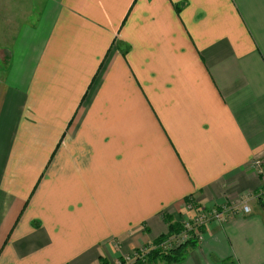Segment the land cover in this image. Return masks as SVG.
Returning <instances> with one entry per match:
<instances>
[{
	"label": "crops",
	"instance_id": "crops-1",
	"mask_svg": "<svg viewBox=\"0 0 264 264\" xmlns=\"http://www.w3.org/2000/svg\"><path fill=\"white\" fill-rule=\"evenodd\" d=\"M4 1L0 264H111L191 205L176 264H264V0Z\"/></svg>",
	"mask_w": 264,
	"mask_h": 264
},
{
	"label": "rangeland",
	"instance_id": "rangeland-1",
	"mask_svg": "<svg viewBox=\"0 0 264 264\" xmlns=\"http://www.w3.org/2000/svg\"><path fill=\"white\" fill-rule=\"evenodd\" d=\"M20 1H22V0H20ZM27 2L29 4V8H30L29 13L30 14L29 13L28 14L27 13L26 14H18V17H17L18 18V28L17 29L21 28V31H22V29L24 28L23 26H26L27 24H31V25L36 27L35 29L43 32L45 23H44V18L42 16V13H40V12L42 11V8L44 6H46L47 1H45L43 4H42V0H27ZM4 3H10V2H9V0H5ZM48 7H49V4L46 8V11L49 9ZM14 16H16V15H14ZM13 20H15L13 18V15H12V17L8 16L6 18V20H4V25H6L7 28H9V25L11 22H13ZM21 20H23V21L20 22ZM6 30H8V29H6ZM13 32L15 33V30ZM7 33H8V31H7ZM17 35H15V36H17ZM0 49H1V47H0ZM4 54H7V52H5ZM2 56H3V52L0 51V59L2 58ZM196 209L198 210V212L197 213L195 212V216L199 215V212H205L206 211L205 209L200 208V207L195 205L194 210L196 211ZM164 220L166 221V224L168 227L167 221H170V218L167 217ZM200 221H198V220L195 221L194 219L191 218L190 220L180 222L181 223L180 225H182V232L179 235V238L174 236L172 239H168L167 241L166 240L165 241L167 242V244L172 243L173 247L177 246V244H176L177 242H180V243L191 242L195 245H198L201 241V233L200 232L199 233L198 232L193 233L194 228L190 229L189 227L191 225H197V227H195V228H199L198 226H201L199 224ZM203 229L204 228L201 226V231ZM154 241H155V239L152 242L148 243L147 245L140 247L139 250L134 251L131 255L126 256L124 258H120V260L122 259L123 261H125V263H128V264L133 263L135 261H140L141 264H156L158 262H162L161 260H157L158 262L155 261L156 263H153V260H149L148 258H146V255L152 249L168 250V249L164 248V245L166 244L165 241L162 242V243H164L162 246H161V244H159L158 246H154ZM111 264H121V263H120L119 259H117Z\"/></svg>",
	"mask_w": 264,
	"mask_h": 264
},
{
	"label": "trees",
	"instance_id": "trees-1",
	"mask_svg": "<svg viewBox=\"0 0 264 264\" xmlns=\"http://www.w3.org/2000/svg\"><path fill=\"white\" fill-rule=\"evenodd\" d=\"M167 222H168L167 233L155 239L154 246H158L159 244L162 245L163 241L172 239L174 236L179 237V235L181 234L182 225L176 222L172 223L171 219L170 221H167ZM195 227H197V225L192 226V228H194L193 233H197V232L201 233V226H198L199 228H195ZM194 246L195 244L191 242H185V243H179L177 244V246L170 248L168 250L152 249L148 252V254L146 255V258H148L149 260H153V261L161 260L162 262L167 263V264H172V263L176 264V263H180L181 261H183L188 250ZM119 261L121 264H128V263H125V261H123L122 259L121 260L119 259ZM100 264H108V263L105 260H102ZM129 264H141V262L135 261Z\"/></svg>",
	"mask_w": 264,
	"mask_h": 264
},
{
	"label": "built area",
	"instance_id": "built-area-1",
	"mask_svg": "<svg viewBox=\"0 0 264 264\" xmlns=\"http://www.w3.org/2000/svg\"><path fill=\"white\" fill-rule=\"evenodd\" d=\"M250 167L251 168H253L254 170H256L258 173H260L261 172V170H260V161H252V163H251V165H250ZM194 207L195 206H193V205H191V207H189L190 209L192 208V209H194ZM243 210L245 211V212H248V207L247 206H244L243 207ZM195 211V210H194ZM198 212V211H197ZM196 212V213H197ZM192 219H194L195 221L196 220H198V221H200V225L202 226V225H204L205 223H207L208 221H210V220H212V219H216V220H219L220 218H219V214H218V212H217V210H214V209H211V210H206L205 212H199V215H197V216H194ZM189 225V224H188ZM192 226H194V225H191L189 228L191 229L192 228ZM179 238V237H178ZM180 242H177L176 244H179ZM164 244V243H163ZM162 244V245H163ZM161 245V246H162ZM173 247V245H172V243L171 244H167V242H166V244L164 245V248L165 249H170V248H172Z\"/></svg>",
	"mask_w": 264,
	"mask_h": 264
}]
</instances>
